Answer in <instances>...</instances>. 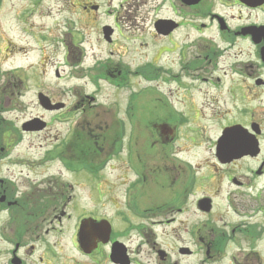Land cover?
Here are the masks:
<instances>
[{
	"label": "flooded vegetation",
	"instance_id": "flooded-vegetation-1",
	"mask_svg": "<svg viewBox=\"0 0 264 264\" xmlns=\"http://www.w3.org/2000/svg\"><path fill=\"white\" fill-rule=\"evenodd\" d=\"M99 7L94 0L83 6L99 42L109 50L150 47V58L143 54L141 64L128 68L110 62L109 51L102 59L94 54L79 72L114 81L132 97L142 89L131 78L155 84L147 88L154 94V116L143 121L134 115L128 135L121 120L113 128L91 126L83 117L95 99L76 90L68 104L50 98L62 104L50 111L39 104L43 92L35 93L37 107L52 114L40 130L24 124L42 116L17 127L0 118V264H142L113 215L135 231L138 253L148 247L157 264H264V0H104L103 23L97 21ZM146 14V32L120 25L122 18ZM18 83L12 78L5 84L9 90L0 89V103L22 95L24 84ZM173 93L185 100L197 96L201 104L189 102L182 114L169 104ZM55 118L65 129L54 146L35 160L11 158L23 134L40 133ZM80 134L90 137L97 153L89 147L79 154ZM176 143L202 146L203 153L192 163L172 151ZM122 151L119 208L101 173ZM52 162L58 174L37 170ZM67 176L95 184L92 208L77 205L78 185ZM174 222L181 226L167 251L155 242L153 228ZM117 248L122 255H113Z\"/></svg>",
	"mask_w": 264,
	"mask_h": 264
},
{
	"label": "rangeland",
	"instance_id": "rangeland-1",
	"mask_svg": "<svg viewBox=\"0 0 264 264\" xmlns=\"http://www.w3.org/2000/svg\"><path fill=\"white\" fill-rule=\"evenodd\" d=\"M88 1L0 0V89L4 87L9 90L5 84L12 78L17 83L20 79V83L23 82L24 84L22 95L16 99L13 98L11 103H8L4 97L3 102L0 103V106L4 105L2 106L3 111L0 113V118L16 127L21 121L33 115L42 116L43 120H49L52 114L46 113L37 107L35 93L42 91L52 100H61L68 104L69 100L75 99L73 93L77 90L80 97L86 95L95 99L93 103L95 108L91 109L87 117H83V121L88 120L91 126L96 127L110 124L113 128L115 123L121 120L125 123L128 131L129 122L125 116V107L128 104L127 90L104 80H95V85L90 77L86 73H80L79 69L83 67L87 70L94 62V54L102 59L108 57L109 51H112V54L109 55L110 62L122 61L129 64L128 68H133L141 64L146 56V59L150 58V47L139 49L137 46L132 45V47L126 49L116 46L109 50L97 39L96 29L91 27V22H87L83 6ZM94 1L100 6L97 21L103 23L104 18L101 11L104 0ZM145 16L144 19L122 18L123 22L120 21V25L123 24L128 30L142 27L143 30H141L146 32L148 26H150V16L149 14ZM143 54L146 56L143 57ZM81 56L83 59H81ZM79 57L80 61L77 60ZM55 70L59 73L58 77L55 75ZM131 79L136 89H142L139 98H137L136 119L149 120L155 112L152 101L154 94L147 88H153L155 84L144 80L139 81L137 78ZM20 83L17 84V87ZM75 86L77 89L74 88ZM168 97H170L168 101H171L169 104L177 105L176 109L181 110L182 114L187 113V107L190 106L189 102H194L195 105L201 104V99L194 95L186 100L181 96V93H173ZM86 98L89 99V97ZM160 114L161 111L156 113V115ZM62 120L52 119L51 124L40 133L23 134L22 142L10 152L11 158L38 159L44 150L55 145V136H59L64 131L65 122ZM79 136L82 141L85 140V136L81 134ZM202 149V146H186L182 143H176V146L173 145L172 147V151L176 150L180 158L188 159L192 163L198 161L200 154L203 153ZM123 156L124 151L113 158L101 173L104 190H110L111 201L116 202L115 205H119V208L124 205L123 181L125 180V174L122 173ZM101 157L102 155L98 159ZM3 168L6 169V165ZM59 168L57 162H52L49 165L37 168V170L46 169L58 174L56 170ZM10 169L14 170L15 168ZM201 169L204 170V168ZM67 177L69 179L66 181L74 180L78 185L74 191L77 195V205L85 207L87 210L92 208L93 199H95V184L88 182L87 178L84 179L82 176H79V178ZM62 179H65L63 175ZM113 216L117 230L120 232L127 230L125 238L128 246L132 249V256L142 264H157V257L149 251L148 247H144L143 251L138 253L137 236L133 228L129 229L128 225L119 219V216ZM132 223H137V220L133 219ZM179 226L181 225L174 222L153 228L156 235L154 240L160 248L168 251L173 247L172 234H175V229ZM177 242L182 241L177 240Z\"/></svg>",
	"mask_w": 264,
	"mask_h": 264
},
{
	"label": "water",
	"instance_id": "water-1",
	"mask_svg": "<svg viewBox=\"0 0 264 264\" xmlns=\"http://www.w3.org/2000/svg\"><path fill=\"white\" fill-rule=\"evenodd\" d=\"M41 104L45 107V108H57L58 106H60L59 104H55V105H51L50 104V100L46 97L43 96L42 100H41ZM39 122V123H38ZM30 123L34 124L35 126H33V128H37L40 129L44 126V122L39 121L38 119L32 120L30 122L27 123V125H30ZM121 253V251H117L115 253V256L119 255Z\"/></svg>",
	"mask_w": 264,
	"mask_h": 264
},
{
	"label": "trees",
	"instance_id": "trees-1",
	"mask_svg": "<svg viewBox=\"0 0 264 264\" xmlns=\"http://www.w3.org/2000/svg\"><path fill=\"white\" fill-rule=\"evenodd\" d=\"M87 139H90V137L87 135H85V140L84 141H82V139L80 138V141H79V154H81V153H89L90 152V150H89V147H93L94 148V153H97V146H93L91 143H87ZM87 150L89 151V152H87ZM92 152H93V150H92Z\"/></svg>",
	"mask_w": 264,
	"mask_h": 264
}]
</instances>
